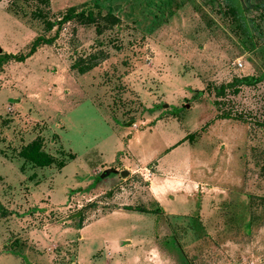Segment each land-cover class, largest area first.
Returning a JSON list of instances; mask_svg holds the SVG:
<instances>
[{
    "label": "rangeland",
    "instance_id": "rangeland-1",
    "mask_svg": "<svg viewBox=\"0 0 264 264\" xmlns=\"http://www.w3.org/2000/svg\"><path fill=\"white\" fill-rule=\"evenodd\" d=\"M0 48V264H264V0H0Z\"/></svg>",
    "mask_w": 264,
    "mask_h": 264
},
{
    "label": "trees",
    "instance_id": "trees-1",
    "mask_svg": "<svg viewBox=\"0 0 264 264\" xmlns=\"http://www.w3.org/2000/svg\"><path fill=\"white\" fill-rule=\"evenodd\" d=\"M77 17L80 20H84L85 22H94V15L92 12H88L85 14V12H76L73 9H69L67 14L63 17V20L69 19L72 16ZM104 20L106 23H112V22H118V18L113 15L110 12H107L106 14L102 15L100 19ZM51 40H48L42 36L36 37L30 46V49L26 55L32 54L36 48L44 43H49ZM3 57L5 58H15L18 60L23 59V55H14V54H5ZM91 65H86L85 67L81 68V70H86L90 67ZM261 76H253V75H246V76H241V77H233L232 80L228 83L220 84L216 86L215 89V94L217 97L225 95V92L227 89L232 88L233 92H238L239 87L244 85V86H255L261 81ZM217 104V102H216ZM240 113V112H238ZM227 118H229L228 113L223 112ZM21 156L28 162H31L32 164L36 166H45L49 165L52 162V158L50 155H48L45 151L41 149V142L39 140H32L28 144L22 147V150L20 151ZM128 209H134V210H140L138 208H131L128 207ZM7 210L2 206L0 202V214L5 215Z\"/></svg>",
    "mask_w": 264,
    "mask_h": 264
},
{
    "label": "built area",
    "instance_id": "built-area-1",
    "mask_svg": "<svg viewBox=\"0 0 264 264\" xmlns=\"http://www.w3.org/2000/svg\"><path fill=\"white\" fill-rule=\"evenodd\" d=\"M236 63L238 64V66H241L242 65L239 60H237Z\"/></svg>",
    "mask_w": 264,
    "mask_h": 264
},
{
    "label": "water",
    "instance_id": "water-1",
    "mask_svg": "<svg viewBox=\"0 0 264 264\" xmlns=\"http://www.w3.org/2000/svg\"><path fill=\"white\" fill-rule=\"evenodd\" d=\"M0 52H1V48H0ZM109 172V170H106V172L105 173H108Z\"/></svg>",
    "mask_w": 264,
    "mask_h": 264
}]
</instances>
